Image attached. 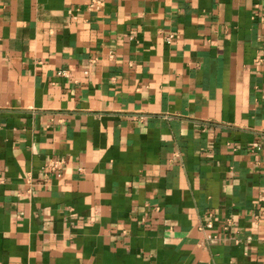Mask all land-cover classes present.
<instances>
[{
    "label": "crops",
    "instance_id": "crops-1",
    "mask_svg": "<svg viewBox=\"0 0 264 264\" xmlns=\"http://www.w3.org/2000/svg\"><path fill=\"white\" fill-rule=\"evenodd\" d=\"M88 1L0 0V264H264V0Z\"/></svg>",
    "mask_w": 264,
    "mask_h": 264
},
{
    "label": "built area",
    "instance_id": "built-area-1",
    "mask_svg": "<svg viewBox=\"0 0 264 264\" xmlns=\"http://www.w3.org/2000/svg\"><path fill=\"white\" fill-rule=\"evenodd\" d=\"M101 0H89L88 1V7L89 8H99L101 6ZM175 37V34L172 32H169L164 36V39L166 42H171V40ZM254 147H259L258 143L253 144ZM61 159H49L42 165V170L46 174L48 171H54L57 175H60L61 173ZM213 216L211 213H208V218L203 223H200L198 225V228L202 231H205L204 237L206 239L212 238L215 236V234L212 232L213 228Z\"/></svg>",
    "mask_w": 264,
    "mask_h": 264
}]
</instances>
